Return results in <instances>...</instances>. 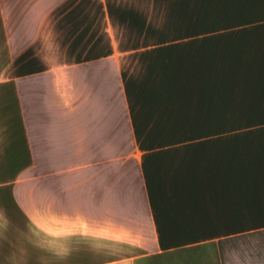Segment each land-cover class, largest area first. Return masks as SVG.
<instances>
[{"label": "crops", "instance_id": "1", "mask_svg": "<svg viewBox=\"0 0 264 264\" xmlns=\"http://www.w3.org/2000/svg\"><path fill=\"white\" fill-rule=\"evenodd\" d=\"M56 263L264 264V0H0V264Z\"/></svg>", "mask_w": 264, "mask_h": 264}, {"label": "rangeland", "instance_id": "2", "mask_svg": "<svg viewBox=\"0 0 264 264\" xmlns=\"http://www.w3.org/2000/svg\"><path fill=\"white\" fill-rule=\"evenodd\" d=\"M214 12H215V16H217V15H221L222 16V12H221V9H219V7H215L214 8ZM220 25H222V24H218V23H215V24H213V25H211V26H209L210 28H212L213 30H216ZM223 26V25H222ZM8 74V76H10L11 75V73H7ZM12 90H10L9 88H8V92L10 93ZM230 127L231 128H235V127H238V123H237V125L236 124H232V125H230ZM120 135L118 136V139H117V143H118V145H119V152L117 153L119 156H122L124 153H125V148L127 147V145H130L131 143H130V137L129 136H127L126 134H124L123 132H124V129L122 128V125H121V123H120ZM108 156V157H110V153H106V152H103V156H104V161H106L107 159L105 158V156ZM46 166V165H45ZM43 167L42 166H40V168H39V170H40V172H41V174H47V171H46V169H42ZM60 171H61V168H60ZM61 173H62V171L60 172V173H58L59 175H61ZM30 175V169L28 170V171H25L24 172V177H26V176H29ZM56 186V185H55ZM73 184L72 185H70V184H68L67 185V191H71V190H73ZM75 188V190H78V185H75L74 186ZM46 196L44 195V196H42L41 198H43V199H40V203H39V209H40V212H38V214L40 215V220H41V218H45V217H42L43 215H45V205H46V198H45ZM41 211H43V213L41 212ZM57 218V220H59V221H61V225H59V228L61 229V228H63V229H65V228H68L69 227V223H65L64 221H62V219L60 218L59 219V217H56ZM57 222L58 221H56V224H57ZM60 224V223H59ZM72 225V224H71ZM40 245H46V240H45V238L40 234ZM104 249H106L107 251H110V250H117V249H115V248H110V247H106V248H104ZM118 251V250H117ZM57 264V263H56Z\"/></svg>", "mask_w": 264, "mask_h": 264}]
</instances>
